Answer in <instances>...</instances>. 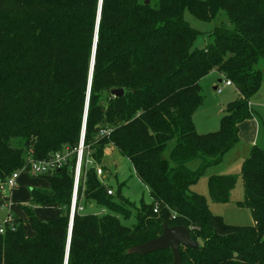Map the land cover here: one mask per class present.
<instances>
[{
    "label": "trees",
    "instance_id": "trees-1",
    "mask_svg": "<svg viewBox=\"0 0 264 264\" xmlns=\"http://www.w3.org/2000/svg\"><path fill=\"white\" fill-rule=\"evenodd\" d=\"M99 2L0 0V179L24 169L47 183L28 189V201L19 205L25 220L14 219L13 229L0 235V264L65 263L83 125L66 264H171L169 249L128 254L159 236L163 225L185 227L199 243L179 248L182 264H264L263 149L250 148L240 173L239 207L250 210L252 225L225 223L190 191L238 144L239 126L252 119L248 105L263 83L257 66L264 62V0H101L100 12ZM185 12L201 22L221 19L203 48L195 46L199 31ZM210 73L230 81L238 97L225 107L217 131L200 134L193 114L203 103L199 82ZM114 89L123 95L113 97ZM102 130L109 134L100 136ZM109 149L130 163L151 202L132 203L122 195L124 184L113 193L108 176L99 178L85 165L90 157L110 172ZM62 152L60 169L28 172L29 160ZM236 182L233 175L211 176L212 201L227 203ZM85 204L107 213L83 214ZM47 206L55 216L38 218L34 209Z\"/></svg>",
    "mask_w": 264,
    "mask_h": 264
},
{
    "label": "rangeland",
    "instance_id": "rangeland-1",
    "mask_svg": "<svg viewBox=\"0 0 264 264\" xmlns=\"http://www.w3.org/2000/svg\"><path fill=\"white\" fill-rule=\"evenodd\" d=\"M184 17L192 27L199 31V36L195 42L197 48L205 46L208 34L221 21V19H217L212 22H201L195 20L188 12L184 13ZM257 67L263 72V83L259 92L248 105L252 111V119L240 125L239 142L224 154L221 163L207 168L197 183L190 187L191 192L202 196L206 200L209 211L213 215H218L225 223L235 226H250L253 224L250 210L239 207V203L244 200L243 182L240 173L242 163L248 156L252 146H257L264 150V62H260ZM217 79L214 73H210L199 82L203 103L193 114V121L196 131L200 134L217 131L220 117L225 113V107L238 97L233 84L231 88H226L221 83L216 82ZM216 86L221 89V93L218 94L213 90ZM110 157L105 163L110 172L103 171V176H108L106 183L112 188L113 193L116 186L124 184L122 195L132 203L137 205L141 199L146 203L151 202L147 188L136 178L129 162L116 151L112 152ZM115 164L117 167L114 166ZM192 166L194 167V165ZM98 167L101 168V166ZM214 175H233L237 177L235 187L230 191L229 200L225 204L214 203L209 195L208 180ZM45 184L46 181L43 179L20 174L14 189L0 192V224H3L8 216H10L11 225H13L14 219L22 218L23 220L24 214L20 210L19 205L24 204L29 199L28 189L30 187H44ZM3 196H8L10 198L9 201L6 202ZM83 208V214L103 215L107 213V211L95 204H85ZM130 211L132 217L127 226H131L129 224L132 223L134 216V210ZM34 213L38 218L52 215L54 217L56 214L55 209L50 206L35 208ZM24 229L27 234H31V228L28 224H26Z\"/></svg>",
    "mask_w": 264,
    "mask_h": 264
},
{
    "label": "built area",
    "instance_id": "built-area-1",
    "mask_svg": "<svg viewBox=\"0 0 264 264\" xmlns=\"http://www.w3.org/2000/svg\"><path fill=\"white\" fill-rule=\"evenodd\" d=\"M223 84L224 86H232V83L228 80L223 82ZM215 91L218 94L221 93V89L218 87L215 89ZM107 134H109V130H102L99 135L104 136ZM83 138H84V133L82 132L78 147L75 150L76 163H75L74 175H73L74 182H73V195H72L71 207L74 204L76 205L78 183L80 180L81 167L83 164V154H84ZM66 157H67V153L62 152V153H55L50 158L41 161L29 160L28 172L34 176L50 174L54 172L56 169H60L65 164ZM85 165L89 167L90 166L94 167L96 170V175L99 178H104L102 169L99 168L98 165H96L95 162L90 157H87V159L85 160ZM23 172H25L24 169H22L19 172H15L11 174L9 177L0 179V192H5L14 189L16 187V182L19 179V175L22 174ZM107 194L112 195V191L108 190ZM79 210L81 211L82 209L80 208ZM154 212H156V210H154ZM9 220H10V216H8L7 220L3 224H0V235H3L7 228L13 229V226L10 224Z\"/></svg>",
    "mask_w": 264,
    "mask_h": 264
},
{
    "label": "water",
    "instance_id": "water-1",
    "mask_svg": "<svg viewBox=\"0 0 264 264\" xmlns=\"http://www.w3.org/2000/svg\"><path fill=\"white\" fill-rule=\"evenodd\" d=\"M100 2H99V12H100V5H101ZM92 69H93V56L91 60V67H90V73H89L87 100H86V108H85V114H84V124H85V118H86V109H87V102H88V96H89V87H90ZM123 93L124 92L122 89H114L110 92V94L113 97H121ZM82 132L84 133V125L82 128ZM74 212H75V204L72 205L71 210H70V220H69V228H68V236H67V250H66V258H65L64 264H66V259H67L68 246L70 242ZM180 247H184L187 249H197L199 247V243L190 237L185 227H182V226L167 227L163 225L162 232L159 236L145 243H142V244H139V245H136L130 248L128 250V254L137 255V256L142 257L148 254L158 252V251L169 249L172 253L171 264H182L181 256L179 253Z\"/></svg>",
    "mask_w": 264,
    "mask_h": 264
},
{
    "label": "crops",
    "instance_id": "crops-1",
    "mask_svg": "<svg viewBox=\"0 0 264 264\" xmlns=\"http://www.w3.org/2000/svg\"><path fill=\"white\" fill-rule=\"evenodd\" d=\"M215 74V76L218 78L217 79V81L216 82H218V83H221L222 85H224L223 84V82H221V78L219 77V75L218 74H216V73H214ZM218 87V86H217ZM226 88H231L232 86H225ZM213 90H215V87L213 88ZM236 94H237V91H236ZM220 116V115H219ZM250 121V120H249ZM196 128V127H195ZM239 128H240V126H239ZM112 152H114L112 149H109V150H107V152H106V155H107V157H108V159L109 158H111L110 157V154L112 153ZM130 164V163H129ZM117 166H118V163H117ZM116 166V167H117ZM116 170H117V168H116ZM115 170V171H116ZM28 176V175H27ZM30 177V176H29ZM46 186H47V183L45 184V186L44 187H40V188H46ZM29 194V193H28ZM10 199V198H9ZM9 201V200H8ZM28 201V200H27ZM26 201V202H27ZM50 207H52V206H50ZM54 208V207H53ZM55 209V208H54ZM55 213H56V211H55ZM51 217H53V215L52 216H46V217H41L40 219H43V218H51ZM22 219V218H21ZM23 220H25V216L23 215ZM25 226H26V224H24V228H25ZM26 235L27 236H30L31 234H27L26 233Z\"/></svg>",
    "mask_w": 264,
    "mask_h": 264
}]
</instances>
